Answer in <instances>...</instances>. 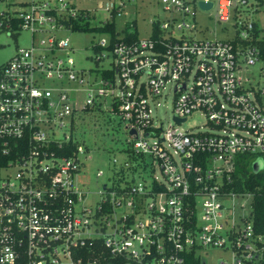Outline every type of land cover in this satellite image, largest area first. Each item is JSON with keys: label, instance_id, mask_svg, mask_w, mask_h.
Segmentation results:
<instances>
[{"label": "built area", "instance_id": "2783aa9c", "mask_svg": "<svg viewBox=\"0 0 264 264\" xmlns=\"http://www.w3.org/2000/svg\"><path fill=\"white\" fill-rule=\"evenodd\" d=\"M161 1L165 9L180 11V22L177 16L153 21L152 35L137 40L120 35L113 47L110 33H98L96 63L109 65L96 73L104 87L82 107L71 104L73 88L66 84L90 83L92 70L76 67L70 39L60 31H82L74 24L88 20L90 12L74 0H31L7 17L17 22L7 23L11 33L25 29L31 38L0 67V264H81L75 254L96 238L113 256H125V264H187L188 252L201 257L204 246L231 250L227 264H262L264 236H255L247 216L243 225L226 228L233 208L223 202L239 195L223 191L238 155L264 158V85L246 75L264 62L262 48L252 44L255 22L262 28L257 41L264 39V23L255 18L261 0L256 6L250 0H218L219 20H232L236 32L228 39L177 35L176 29L195 28L186 17H195L199 0ZM123 6L107 2L106 9L120 13ZM260 77L264 80V66ZM169 92L174 121L163 130L154 110ZM102 106L121 117L134 153L150 154L165 180L105 185L93 209L78 178L89 150L84 144L72 155L56 149L66 150L75 139L77 112ZM196 111L208 118L206 129H184ZM150 136L157 138L150 142ZM158 195L166 197L163 203Z\"/></svg>", "mask_w": 264, "mask_h": 264}, {"label": "rangeland", "instance_id": "374dc122", "mask_svg": "<svg viewBox=\"0 0 264 264\" xmlns=\"http://www.w3.org/2000/svg\"><path fill=\"white\" fill-rule=\"evenodd\" d=\"M31 0H0V13L10 11L20 7L21 2H30ZM77 8H84L90 12L88 20L92 24H101L106 21L113 20L111 10L106 9L107 2H114L118 7L124 3L120 13L116 14V28L121 36L127 32H137L140 38L152 35L153 21L167 20L172 16L179 18L181 21V13L178 10H167L161 0H74ZM215 5L209 10H202L199 7L195 9V17L189 15L186 20L193 24L195 28L186 27L184 31L176 29V34H186L196 38H220L228 39L235 35L233 21H220L218 17V0H212ZM256 6L255 0H250ZM246 8V5H244ZM260 12L255 14V18L262 19L264 23V2L258 4ZM118 9V8H117ZM117 9H115L117 11ZM62 37H69L72 47L71 55L73 56L77 68H86L92 70L91 82L86 85H81L76 81H71L66 84L67 87L73 88L70 91L71 104L82 107L89 94L95 95L98 93V88L104 87L99 76L96 73L100 72L101 65L108 66V60L100 64L96 63V48L94 43L97 42L102 35L90 30L60 31ZM31 34L28 30H21L18 34H12L10 30L0 31V66L7 63L15 54L17 47H23L30 44ZM264 62H257L246 71L254 83L264 85V80L260 77L261 68ZM102 68V67H101ZM100 68V69H101ZM146 77V76H145ZM161 104L155 108V120L157 126L163 123V130H167L173 123L174 119V94L169 92L166 96L161 97ZM65 121L69 122V117L66 116ZM208 118L200 111H196L188 121L182 124V127L190 131H198L203 126L207 127ZM70 126L60 129V135L63 131H69ZM73 136L81 144L89 148L87 155L83 156L85 166L79 173L78 178L81 187L84 191L89 192L85 198V202L93 209L96 208L98 202L101 201L102 195L100 191L105 185L112 186L115 178L120 176L125 179L136 182L144 181L150 183L155 176L165 180L160 169L159 163L150 155L146 154L142 158L131 160L128 154V149H133L134 139L130 137L129 131L125 127L121 117L112 112L110 109L95 107L88 111H80L74 115ZM157 136H150L149 141L152 142ZM264 161V158H258ZM126 162L130 165H135L136 169H131L126 166ZM124 171L122 172V168ZM102 171L103 174L98 176L97 173ZM84 183V185H82ZM164 195H158L160 203L165 201ZM148 201H152L149 198ZM251 194L232 195L224 200L227 207H232V215L229 217V224L238 227L243 225V217L249 216L251 211ZM124 209H120V213ZM197 211L199 214L200 223L205 221L202 218V201L198 203ZM207 264H222L230 263L233 258L232 251L225 248L204 246L199 250Z\"/></svg>", "mask_w": 264, "mask_h": 264}, {"label": "trees", "instance_id": "16d2710c", "mask_svg": "<svg viewBox=\"0 0 264 264\" xmlns=\"http://www.w3.org/2000/svg\"><path fill=\"white\" fill-rule=\"evenodd\" d=\"M263 3V0L259 2ZM23 5H26V2H22ZM259 11V8L256 9ZM118 11L113 10V20L107 21L105 24H92L89 20L85 21H77L74 25L76 28L81 30H90L95 33H110L112 36V41L110 47L116 41H120V33L116 28L115 17ZM12 16L10 11H4L2 14L0 13V22L3 20V24L0 25V31L8 29L6 27L7 23L10 22L12 25H16L17 22L13 19L8 20V16ZM6 19V20H5ZM255 39L252 41V44L259 45L262 48L261 56L264 57V39L261 41H257V36L261 33L262 28L259 27V23L255 22ZM10 30V29H8ZM13 34V33H12ZM139 38L137 32H127L124 36V39L129 40H137ZM245 43V42H244ZM2 67V66H0ZM81 143L76 139H71L67 145L66 150H58V153L62 155H72L74 151L77 150L78 146ZM86 149L89 148L86 146ZM128 154L131 160L139 159V155H136L133 149H128ZM256 161V157L254 155L245 153L238 155L236 160V168L234 169L231 179H225L223 185V191L225 193H237V194H251V211L247 219L252 222L254 234L256 237L264 236V168L255 171L254 163ZM135 165H130L129 168L132 170L135 169ZM124 171V167L122 168V172ZM122 179L124 177L120 176L119 178H115L114 184L116 187H120L122 183ZM134 180L125 179L124 183L126 184L125 188H128L130 184H132ZM260 246L263 244L262 241H258ZM264 245V244H263ZM82 258L83 262L81 264H125L126 257L125 256H113L110 252L109 248L104 245V241L102 238H96L91 242H88L86 245L80 247L75 254V259ZM204 261L201 257L196 256L194 251H190L187 254V264H204ZM264 264V259L261 261Z\"/></svg>", "mask_w": 264, "mask_h": 264}, {"label": "water", "instance_id": "95a60500", "mask_svg": "<svg viewBox=\"0 0 264 264\" xmlns=\"http://www.w3.org/2000/svg\"><path fill=\"white\" fill-rule=\"evenodd\" d=\"M198 6L202 9V10H209L211 8L214 7V2L212 0H199L198 1ZM111 102V99L108 98V103ZM176 120L178 122H181V120L179 118H176ZM264 168V161L262 159H258L255 161L254 163V169L255 171H259L261 169ZM204 264H207L206 262Z\"/></svg>", "mask_w": 264, "mask_h": 264}]
</instances>
